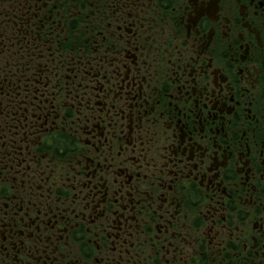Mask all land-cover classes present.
<instances>
[{"label":"flooded vegetation","instance_id":"obj_1","mask_svg":"<svg viewBox=\"0 0 264 264\" xmlns=\"http://www.w3.org/2000/svg\"><path fill=\"white\" fill-rule=\"evenodd\" d=\"M0 264H264V0H0Z\"/></svg>","mask_w":264,"mask_h":264}]
</instances>
